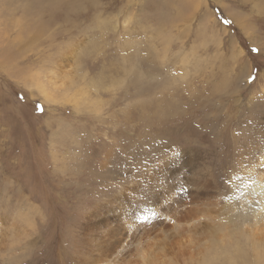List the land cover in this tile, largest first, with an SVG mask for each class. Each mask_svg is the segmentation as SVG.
<instances>
[{
    "label": "rangeland",
    "instance_id": "rangeland-1",
    "mask_svg": "<svg viewBox=\"0 0 264 264\" xmlns=\"http://www.w3.org/2000/svg\"><path fill=\"white\" fill-rule=\"evenodd\" d=\"M263 158L264 0H0V264H264Z\"/></svg>",
    "mask_w": 264,
    "mask_h": 264
},
{
    "label": "bare ground",
    "instance_id": "bare-ground-1",
    "mask_svg": "<svg viewBox=\"0 0 264 264\" xmlns=\"http://www.w3.org/2000/svg\"><path fill=\"white\" fill-rule=\"evenodd\" d=\"M47 98L48 99L51 98V100L54 99L53 96H48ZM253 171H254V173H253ZM239 193L242 194V196H243V194H245L246 197L247 196H249V197L255 196V198L260 202L259 206L264 207V158L262 160H260V162L258 163V165L256 167L246 171V173L244 174V177H242L239 180ZM188 214H192V212H190ZM185 219H186V217H185ZM142 223H145V221ZM259 223L260 222H258L257 225H256V223H254L255 226L252 225L251 228H248V231L251 232L250 234H256V233H260V232L264 231V228H260V225H262L263 223H261V224H259ZM141 226L143 228L145 226V224H143ZM129 236L130 235H127L126 237L124 236V238L122 240L123 242L119 243L118 245L115 246V249L113 251L114 254L112 253L113 256L112 257L110 256L111 258H109L107 261H102V263H100V262H98V263L99 264H115L116 260L120 259L118 257L121 256L126 251L127 248L129 249L130 244L134 241L133 240L129 243V241H128ZM135 251H134V255H135ZM124 257H125V255H124ZM138 257L141 259V258H143V255L138 254ZM136 261H137V259H136ZM128 264H129V262H128Z\"/></svg>",
    "mask_w": 264,
    "mask_h": 264
}]
</instances>
